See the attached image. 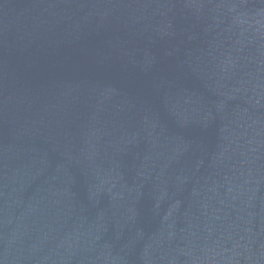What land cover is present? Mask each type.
Segmentation results:
<instances>
[{"label":"water","instance_id":"1","mask_svg":"<svg viewBox=\"0 0 264 264\" xmlns=\"http://www.w3.org/2000/svg\"><path fill=\"white\" fill-rule=\"evenodd\" d=\"M0 264H264V0H0Z\"/></svg>","mask_w":264,"mask_h":264}]
</instances>
